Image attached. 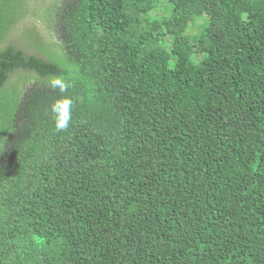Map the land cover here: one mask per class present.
<instances>
[{
  "label": "trees",
  "instance_id": "trees-1",
  "mask_svg": "<svg viewBox=\"0 0 264 264\" xmlns=\"http://www.w3.org/2000/svg\"><path fill=\"white\" fill-rule=\"evenodd\" d=\"M0 264H264V0H0Z\"/></svg>",
  "mask_w": 264,
  "mask_h": 264
},
{
  "label": "rangeland",
  "instance_id": "rangeland-1",
  "mask_svg": "<svg viewBox=\"0 0 264 264\" xmlns=\"http://www.w3.org/2000/svg\"><path fill=\"white\" fill-rule=\"evenodd\" d=\"M156 14H157V12H155ZM197 27V29H196V31H193V32H197L198 31V26H196Z\"/></svg>",
  "mask_w": 264,
  "mask_h": 264
}]
</instances>
